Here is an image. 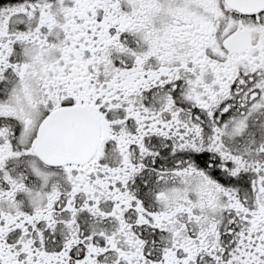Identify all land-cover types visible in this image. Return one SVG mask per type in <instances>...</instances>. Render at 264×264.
Wrapping results in <instances>:
<instances>
[{
    "label": "snow or ice",
    "instance_id": "1",
    "mask_svg": "<svg viewBox=\"0 0 264 264\" xmlns=\"http://www.w3.org/2000/svg\"><path fill=\"white\" fill-rule=\"evenodd\" d=\"M0 264H264V0H0Z\"/></svg>",
    "mask_w": 264,
    "mask_h": 264
}]
</instances>
